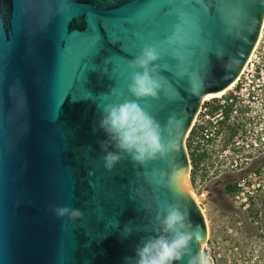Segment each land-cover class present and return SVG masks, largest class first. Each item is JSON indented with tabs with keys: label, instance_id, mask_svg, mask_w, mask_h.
<instances>
[{
	"label": "water",
	"instance_id": "water-1",
	"mask_svg": "<svg viewBox=\"0 0 264 264\" xmlns=\"http://www.w3.org/2000/svg\"><path fill=\"white\" fill-rule=\"evenodd\" d=\"M263 17L264 0H0V264H124L154 234L164 203L187 212L199 251L206 226L185 140L203 97L239 77ZM145 46L161 51L154 63L166 84L158 99L137 102L175 149L144 164L124 157L109 171L97 106L114 92L135 99L128 62Z\"/></svg>",
	"mask_w": 264,
	"mask_h": 264
},
{
	"label": "clouds",
	"instance_id": "clouds-1",
	"mask_svg": "<svg viewBox=\"0 0 264 264\" xmlns=\"http://www.w3.org/2000/svg\"><path fill=\"white\" fill-rule=\"evenodd\" d=\"M176 40L173 36L167 43L171 45ZM160 56L161 51L155 46H145L128 62L127 93L135 99H126L123 92H114V99L106 97L107 102L97 106L101 114L98 128L107 137L98 141L105 153L101 159L106 170L110 171L124 157H131L139 164L165 160L175 149L174 141L162 135L166 129L146 110L147 105L137 102L145 98L158 99V93L165 87V78L159 74L160 66L154 63ZM163 67L166 69L167 65ZM109 144L117 151H107ZM158 207L154 234L142 239L135 247L134 256L124 258V264H176L186 257L185 264H213L212 257L204 249L192 253L191 245L199 242V232L180 204L164 203ZM52 211L70 220L83 215L78 209L68 207H55ZM131 234L132 229L125 226L122 236L127 238Z\"/></svg>",
	"mask_w": 264,
	"mask_h": 264
},
{
	"label": "rangeland",
	"instance_id": "rangeland-1",
	"mask_svg": "<svg viewBox=\"0 0 264 264\" xmlns=\"http://www.w3.org/2000/svg\"><path fill=\"white\" fill-rule=\"evenodd\" d=\"M251 55V61L248 62ZM248 59L242 68L244 72L240 78L241 82L238 83L239 89L235 91L239 102H253L251 108L255 121L247 129L250 132L242 136L241 132L238 133L226 147L224 134L211 148V159L207 161L206 166L196 171L195 182H192V170L189 173L194 191L197 194L204 191L209 193L199 206L204 211L208 225L206 240L201 249L212 257L213 264H264V153L258 150L249 161L237 159L234 153L237 151L236 143L241 142L240 146L244 143L250 145L257 133L260 134L261 129L264 130V84L258 81L259 71L263 69L264 72V17ZM228 94L233 96V93ZM241 106L245 105L241 103ZM198 121L199 116L196 122ZM186 141L187 139L185 146ZM233 160H236V168L230 166ZM256 170L262 174H257ZM252 173L256 174L254 178ZM232 184H244L236 191L241 195L240 198L242 194L246 196L247 191L253 190L251 184H254L255 188L258 184L260 187L257 188L255 197L247 203L237 200L233 193L219 198L217 191L220 194L225 185ZM256 212H259V215Z\"/></svg>",
	"mask_w": 264,
	"mask_h": 264
},
{
	"label": "trees",
	"instance_id": "trees-1",
	"mask_svg": "<svg viewBox=\"0 0 264 264\" xmlns=\"http://www.w3.org/2000/svg\"><path fill=\"white\" fill-rule=\"evenodd\" d=\"M224 100L228 101L230 99H234L231 94H228L223 97ZM225 107L226 117H229V114L234 110V105H221L220 99H213L206 102L203 105V109H206L207 114L210 117H213L219 110ZM204 113L199 115V121L193 126L190 131L187 141L186 147L188 150V154L190 157L191 167H192V182H195V173L200 169V167H205L211 159V154H209L205 150L204 142L212 143V139L207 138V136L211 135L213 132L217 131V125L213 124L210 120L202 121ZM216 133V132H215ZM238 129L235 124H229L225 129V147L234 139V137L238 134ZM230 190V189H229ZM231 192L234 189L230 190Z\"/></svg>",
	"mask_w": 264,
	"mask_h": 264
},
{
	"label": "built area",
	"instance_id": "built-area-1",
	"mask_svg": "<svg viewBox=\"0 0 264 264\" xmlns=\"http://www.w3.org/2000/svg\"><path fill=\"white\" fill-rule=\"evenodd\" d=\"M242 74H243V72H242ZM242 74H241V76H242ZM241 76H240V78H241ZM258 81H262L263 82V84H264V72H263V69H261L260 71H259V73H258ZM239 82H241L240 81V79H239ZM238 82V83H239ZM239 89V84H237V86L235 87V90H238ZM235 90H233L232 92H230V93H233V98H237L238 99V97H237V92L235 91ZM251 95V93H249L248 94V96H250ZM231 100H233V99H230V100H228V101H226V100H224L223 98H221L220 99V104L221 105H226V103L227 102H230ZM245 106L246 105H248L249 104V102H242ZM247 107V106H246ZM202 108H203V106H202ZM197 118H198V116H197ZM222 118H223V112L222 111H219L218 113H216L213 117H209V116H206L204 119H202V121H206V120H210L213 124H215V125H218V123L220 122V121H222ZM197 120V119H196ZM195 123H197L196 121L194 122V125H195ZM264 130L263 129H261V132L262 133H257V136L254 138V139H252L251 140V144L249 145L248 143H244L243 144V146H240L239 144L241 143H236V145H237V148H236V152H234V153H236V158L237 159H239V158H243V159H245L246 161H249V160H251V158L253 157V155L255 154V152H257L258 150L259 151H262L263 153H264V132H263ZM259 134V135H258ZM239 135V134H238ZM237 135V136H238ZM236 136V137H237ZM207 138H209V139H212L213 138V140H212V143H208V142H204L203 143V145L206 147V149L209 151L208 153L209 154H211L212 153V151H211V148L213 147V146H215L216 145V143L217 142H219V141H217L219 138H217L216 137V134H215V132H213L211 135H209V136H207ZM224 149V148H223ZM231 166V168H236L237 167V163H236V160H233V164H231L230 165ZM257 174H262L260 171H258V170H256L255 171ZM253 176H256V174L255 173H252V177ZM259 177V176H258ZM258 177H256V178H258ZM254 178V177H253ZM244 184H237V186H236V190H239L238 189V187H240V186H243ZM260 187V185L258 184L257 185V187L255 188V186H254V184H251V189H253L252 191H247V193H248V195H246V196H244V194H242V198H240L241 197V195H239L238 193H233V195H234V197L238 200H241L242 201V203H247L248 202V200L249 199H251V198H253V197H255V193L257 192V188H259ZM244 196V197H243Z\"/></svg>",
	"mask_w": 264,
	"mask_h": 264
},
{
	"label": "flooded vegetation",
	"instance_id": "flooded-vegetation-1",
	"mask_svg": "<svg viewBox=\"0 0 264 264\" xmlns=\"http://www.w3.org/2000/svg\"><path fill=\"white\" fill-rule=\"evenodd\" d=\"M252 99H254V97H252ZM208 102V101H207ZM241 103L242 102H239L238 100H237V98H234L233 100H231L230 102H227L226 103V106L227 105H234V110L229 114V117L227 118L226 117V110H225V107H222L219 111H222L223 112V118H222V121H220L219 123H218V127H217V131H215L216 133V137L217 138H222L223 136H224V134H225V129L227 128V126L229 125V124H235V126H236V128L238 129V132L240 133L241 132V134H240V136H242L243 134H248L250 131H248L247 129H248V127L249 126H251V124H253L254 123V121H255V118H254V116H253V114H254V112L252 111V106H253V102L251 103V104H249V105H247V107L246 106H241ZM207 112L208 111H206V109H203V108H201V110H200V112H199V114H198V116L201 114V113H204V116H203V118L202 119H204L206 116H209V114H207ZM238 112H239V114L240 115H238ZM246 116L248 117V118H246ZM210 117V116H209ZM197 118V117H196ZM196 118H195V120H194V122L196 121ZM238 135V134H237ZM205 150L207 151V152H209L207 149H206V147H205ZM191 169H192V167H190V169H189V173H190V171H191ZM190 183H191V181H190ZM232 190V189H234V191H230V190ZM236 191H238V190H236V186H235V184H232V185H225L223 188H222V191H221V193L219 194V192L217 191V194H218V197L220 198H223V197H225V196H227V195H229V194H232V193H236ZM209 195V193H207V196ZM223 195V196H222ZM205 201V200H204ZM203 201V202H204ZM235 203L233 202V205H234ZM201 209V208H200ZM201 212H203L202 214H203V216H204V218H205V220H206V217H205V214H204V211L201 209ZM256 214H258L259 215V212H256ZM207 227V226H206ZM207 230H208V227H207Z\"/></svg>",
	"mask_w": 264,
	"mask_h": 264
},
{
	"label": "bare ground",
	"instance_id": "bare-ground-1",
	"mask_svg": "<svg viewBox=\"0 0 264 264\" xmlns=\"http://www.w3.org/2000/svg\"><path fill=\"white\" fill-rule=\"evenodd\" d=\"M260 36H259V40L260 41ZM258 43V42H257ZM253 54V53H252ZM251 57L252 55L250 56V58L248 59V62L251 61ZM242 72H244L243 70H241L240 72V75L239 77L230 85L228 86L226 89H224L223 91L219 92L218 94H214V95H209V96H205L203 97L202 99V104H204L205 102L207 101H210V100H213V99H221L223 98L224 96H226L228 93L232 92L233 90H235V87L237 86L238 82H239V79H240V76L242 74ZM197 119V118H196ZM189 169V168H188ZM188 185H189V188H190V196L192 198V200L194 201V203L197 205V207L199 208V210L201 211L200 209V204L206 200L207 198V192H203L201 194H197L196 191H194V189L192 188L191 184H190V176H189V170H188ZM203 213V212H201ZM203 215V214H202ZM204 217V216H203ZM204 221H205V226L208 227L207 225V221L205 220L204 218ZM206 227V229H207Z\"/></svg>",
	"mask_w": 264,
	"mask_h": 264
}]
</instances>
